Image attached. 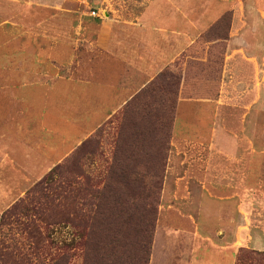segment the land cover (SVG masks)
<instances>
[{"label":"rangeland","instance_id":"374dc122","mask_svg":"<svg viewBox=\"0 0 264 264\" xmlns=\"http://www.w3.org/2000/svg\"><path fill=\"white\" fill-rule=\"evenodd\" d=\"M147 1L29 0L18 8L26 18L0 17V91L21 90L16 77L26 72L29 97L18 112L36 118L32 127L51 124L45 95L54 79L68 78L77 64L86 66L96 55L89 46H120L122 29L136 26ZM171 1L173 11H183L190 23V38L182 45L188 47L174 61L73 148L84 129L69 130L68 110L60 130L27 134L33 141L40 136L42 144L54 140L52 157L66 149L51 169L73 165L45 191L42 213L27 216L35 215L36 223L26 225L8 214L2 221V215L49 171L35 167L36 175L28 174L12 136L0 146V193H6L0 194V251L8 246L13 261L30 264L28 257L35 264L30 236L38 226L46 245L37 260L49 261L66 248L68 264H238L243 252L262 258L245 255L242 264H264V0ZM5 2L0 11L10 14L14 8ZM24 122L14 124L20 134ZM81 173L107 195L128 193L118 179L141 181L129 185L137 197L122 204L128 206V222L96 221L84 251L73 227L54 224L60 219L62 181Z\"/></svg>","mask_w":264,"mask_h":264},{"label":"crops","instance_id":"0c3cea01","mask_svg":"<svg viewBox=\"0 0 264 264\" xmlns=\"http://www.w3.org/2000/svg\"><path fill=\"white\" fill-rule=\"evenodd\" d=\"M5 1L14 10L10 11V14L0 11V14H5L0 15L1 18L17 19L27 17L24 8L21 7V11L18 8L22 4L28 6L29 0H0V9L5 6ZM177 14L178 16L174 17ZM135 18L139 20L135 23L136 26L126 27V30L122 29V34L117 38H122L119 41L120 46H89L88 50L91 54L96 55L88 57L86 66L82 68L80 64H77L75 71L68 78L54 79L51 83L53 84L52 92L45 95L50 99L49 103L52 106L51 124L46 123V126H43L41 122V126L35 125V127H32L29 122L36 118L29 115V113L24 114L22 110L18 112L17 105H23L24 100L29 97V80L26 72H24V75L22 72H18L20 74L16 77L21 90L16 89L15 92L10 91L9 93H6V90L0 91V98L4 95L3 98L5 99L4 101L0 100V121L5 120V123H7L4 129L0 128V146L6 145L7 143L4 140L12 136L13 146L16 153L18 152L16 154L19 157L17 158V160L19 159L18 163L28 164L24 169L28 171V174L36 175V172L33 171L35 167L43 171L42 173L50 171V167L60 161L66 149L63 153L52 157V153H55V149L52 147L55 146L54 140L52 142L48 140V143L42 144L40 136L37 137L39 139L36 138L33 141L27 134L33 132L37 135L38 130L40 133L43 131L48 132L52 126V129L60 130L59 125L62 115L65 110H68L69 130L84 129L83 135L79 136L70 145L72 148L75 147L79 141L85 139L114 115L124 104L126 98L137 91L142 83L148 81L158 69L174 61L188 47L182 46L190 38L188 17L183 11H173L171 0H148L144 4V9ZM126 32L129 35L124 38L123 35ZM172 37H174L172 46H169L168 40ZM94 51L97 52L93 53ZM22 63L20 65L12 63V66H22ZM41 87L44 86L39 85V88ZM24 88L28 92L24 91ZM40 93L43 92L38 90L37 94ZM12 99H19L20 102L13 104L10 101ZM14 110L17 114L14 117L15 120L12 118ZM37 119H40V117ZM21 121H25L22 134L18 132V127L14 126L15 122L20 123ZM56 133L59 134H56L58 139L61 138L59 131H56ZM26 137L27 142L15 143V141L23 142ZM53 138L56 139L55 136ZM63 141L64 139L61 138L60 142ZM23 154L27 155L28 158L25 159ZM31 169L32 171L29 172ZM26 171L25 173L20 172L22 174L21 179L27 178ZM0 194L4 195L6 193L4 191ZM10 196L8 194V198H11ZM12 203L6 204V208Z\"/></svg>","mask_w":264,"mask_h":264},{"label":"trees","instance_id":"16d2710c","mask_svg":"<svg viewBox=\"0 0 264 264\" xmlns=\"http://www.w3.org/2000/svg\"><path fill=\"white\" fill-rule=\"evenodd\" d=\"M65 164H57L53 167L45 176L44 179H40L38 183L33 187V189L28 193V195L20 201V203L13 204L11 207L7 209V211L2 215V221L7 219V214L9 217L22 219L26 225H30L32 223H36L31 217H27L32 215L31 211L37 210L39 213H42L41 207L44 205L43 200L45 199V191L49 187L52 182H56L60 177H64L65 173L73 166ZM74 169L78 171L79 169L74 166ZM76 171V173H77ZM75 173V174H76ZM76 176V175H75ZM80 179V180H79ZM120 185L125 188V192H114L112 194L103 193L100 190H95L94 185L90 178L78 175V178L75 180L62 181L61 188L62 194L60 202L56 205L60 208V219L59 221L54 222V224H66L73 227L76 233L79 236L78 245L84 251L87 249V240L91 235V230L93 228V224L96 221L103 222L104 224H120L126 223L129 219H126L124 215L128 212V206H123L127 202V200H133L137 197V193H132L133 186H129L131 184L140 185L139 177H129L126 179H122L117 181ZM131 190V193H130ZM42 200V202H41ZM90 200H93L91 203ZM62 202V203H61ZM90 203V204H89ZM71 209L69 213H65V209ZM131 213V212H130ZM154 214V212H151ZM27 217V218H26ZM149 225H151L149 223ZM37 229V230H36ZM32 237L30 236L32 241V245L34 246V252L31 255H35V264H68L71 254L67 251L68 249H61V252L58 255L51 256L50 260L39 259L41 256V250L46 245V239L43 237V233L40 230V227L34 226ZM38 233L40 238L38 239L36 234ZM44 239V242H43ZM1 245V242H0ZM4 245V244H3ZM8 246L2 247L0 251V264H19L18 259L13 261L11 259V254L6 251ZM36 249V252H35ZM4 250V251H3ZM245 255H249L251 259L254 258H262L260 254L256 256L252 252H243L239 255L238 264L243 263V258ZM23 258V257H22ZM31 264L32 259L27 257ZM21 264V263H20ZM34 264V263H33Z\"/></svg>","mask_w":264,"mask_h":264}]
</instances>
